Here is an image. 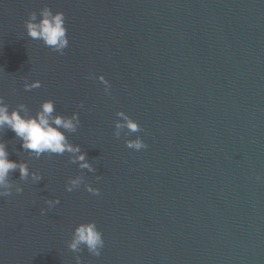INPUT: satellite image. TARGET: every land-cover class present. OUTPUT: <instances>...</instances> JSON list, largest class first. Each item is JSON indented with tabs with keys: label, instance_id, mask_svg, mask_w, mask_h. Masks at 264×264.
<instances>
[{
	"label": "water",
	"instance_id": "95a60500",
	"mask_svg": "<svg viewBox=\"0 0 264 264\" xmlns=\"http://www.w3.org/2000/svg\"><path fill=\"white\" fill-rule=\"evenodd\" d=\"M44 6L65 13L63 55L27 36ZM0 95L33 113L46 99L79 111L69 139L97 168L32 158L5 130L9 158L43 179L12 173L24 191L0 198V264H264V0H0ZM119 110L142 131L116 138ZM136 136L146 149L125 145ZM81 172L100 195L66 191ZM91 220L99 257L67 247Z\"/></svg>",
	"mask_w": 264,
	"mask_h": 264
},
{
	"label": "clouds",
	"instance_id": "9594fccd",
	"mask_svg": "<svg viewBox=\"0 0 264 264\" xmlns=\"http://www.w3.org/2000/svg\"><path fill=\"white\" fill-rule=\"evenodd\" d=\"M27 36L33 40L40 41L51 51L64 54L65 49L70 44L66 16L63 11H53L49 6H44L37 11L29 13L25 20ZM104 85V91L110 94L111 83L103 75H93ZM42 87V81L25 80L24 89L30 91ZM83 108V102L79 105ZM118 119L115 121L114 135L120 138L122 133L131 137L133 133L142 131V126L123 110L116 112ZM81 125L79 111L71 115H64L56 111V103L53 99L44 100L39 109L33 113L24 103H19L16 107H11L0 95V137L5 130H11L16 138L21 141V147L30 154L32 158L39 159L42 155H64L70 154L69 162L78 165L79 169L87 170L89 173H96L97 168L88 159L87 152L82 150L79 144H74L69 139V134L76 133ZM125 145L129 149L142 150L148 147L141 136L128 138ZM10 152L8 144L0 138V198L9 197L14 192L22 193L24 187L17 184L11 178L12 173L19 170V180L31 181L33 184L39 183L43 179L42 173L30 169L27 161H16L9 158ZM96 179H100L99 176ZM260 179V177H257ZM93 195H100L101 189L94 187L92 183L86 181V177L81 174L70 177L66 184V191L72 192L81 186ZM46 208H41V215H46L48 211L60 204L59 198L47 199ZM104 234L98 227L95 220L79 223L73 230L71 239L67 242V247L74 253H80L84 249L93 256L99 257L105 247ZM76 264H82L80 255L76 256Z\"/></svg>",
	"mask_w": 264,
	"mask_h": 264
}]
</instances>
